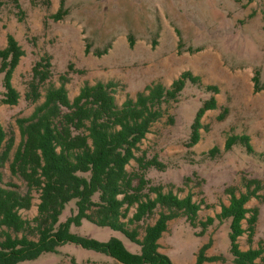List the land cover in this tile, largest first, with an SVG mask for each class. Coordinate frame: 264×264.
Returning a JSON list of instances; mask_svg holds the SVG:
<instances>
[{
    "label": "rangeland",
    "instance_id": "rangeland-1",
    "mask_svg": "<svg viewBox=\"0 0 264 264\" xmlns=\"http://www.w3.org/2000/svg\"><path fill=\"white\" fill-rule=\"evenodd\" d=\"M17 2L19 7L16 0H0V49L11 34L24 51L12 75V84L20 94L18 102L0 104V122L14 136L12 153L20 141L17 118L28 116L44 99L42 96L36 103L25 99L31 68L42 56L49 55L52 64L42 95L47 86H59L61 76L66 78L69 99L85 83L113 80L117 82L118 105L127 95L134 97L149 84L169 86L182 71L190 70L200 76L203 85L219 87L214 94L217 107L201 117L198 142L190 148L185 146L188 127L202 99L212 93L189 85L178 102L164 105L163 116L153 123L137 152L156 155L165 164L163 172L152 174L155 182L166 186L165 190L173 184V191L180 197L192 192L194 200H202L194 226L182 216L168 222L159 239V250L174 264H194L200 248L207 245L206 256L221 255L226 261L207 260L203 264H229V220L214 219L206 229L201 222L215 217L221 205L228 204L226 187L237 186L236 193L244 191V182L249 178H258L263 184L260 197L246 204L259 208L258 221L252 243H247L246 233L238 243L241 249L256 248L260 243L264 247V86L254 92L252 81L254 70L259 68L264 84V0H64L67 13L60 20L51 17L60 0ZM107 44V53L94 55L95 49ZM2 92L0 77V98ZM224 107L227 112L219 120ZM232 134H247L253 152L247 153L240 145L225 150L226 138ZM213 147L218 152L212 155L209 150ZM134 164L132 160L127 169ZM3 178L24 189L23 181L10 174L8 163ZM38 201L35 193L32 207L21 210V215L33 217ZM242 226L246 228L247 223L243 221ZM70 231L100 242L116 237L128 251H139V246L119 231L88 220L71 226ZM18 264L116 263L105 254L65 243L56 252L41 253ZM254 264H264V260L258 258Z\"/></svg>",
    "mask_w": 264,
    "mask_h": 264
},
{
    "label": "trees",
    "instance_id": "trees-1",
    "mask_svg": "<svg viewBox=\"0 0 264 264\" xmlns=\"http://www.w3.org/2000/svg\"><path fill=\"white\" fill-rule=\"evenodd\" d=\"M16 4H19L16 0ZM64 0L51 14L54 20L66 15ZM133 45V39L129 38ZM110 44L95 49L94 55L107 53ZM86 45L85 52H89ZM24 51L16 38L8 34L6 45L0 49V77L3 88L0 104H16L19 92L12 84V75ZM51 57L45 55L36 60L27 82L25 99L36 103L33 111L17 118L20 141L12 153L14 136L7 133L0 122V264H18L37 258L41 253L56 252L65 243L110 256L116 264H174L159 248V239L167 230L168 222L184 217L192 226L196 224L201 201L193 199L192 192L180 197L170 184L165 190L162 182H155V172H163L165 164L156 155L139 146L153 123L164 114V105L178 102L189 85L202 87L212 93L202 99L188 127L185 146L190 148L200 138L203 127L201 117L205 111L215 109L214 94L219 92L215 84L203 85L200 76L190 70L182 71L169 86L161 82L147 85L127 95L118 105L115 100L117 82L113 80L85 83L79 92L69 99L65 87L66 78L61 76L59 86L49 85L42 95L41 88L51 76ZM260 70L252 76L253 90L259 92ZM227 108L219 113L225 117ZM172 121V120H171ZM242 146L247 153L253 148L247 134H232L226 138L224 149ZM218 152L217 147L209 150ZM134 160L132 168L127 169ZM8 163L12 176L19 177L24 189L10 180L4 181L3 168ZM188 179V178H187ZM263 184L258 178L244 182V191L228 186V204H222L215 217L201 222L204 229L214 219L229 220V264H254L264 260V247L241 249L238 239L246 233L247 243H252L259 208L247 207L251 198H259ZM182 191V188H178ZM38 194L36 214L31 218L21 215V210L32 207L34 194ZM68 214L61 219L66 206ZM83 220L119 231L139 246L137 253L127 250L116 237L100 242L70 231ZM247 223L246 228L242 222ZM142 234V235H141ZM203 245L194 264L205 261L225 262L221 255L206 256Z\"/></svg>",
    "mask_w": 264,
    "mask_h": 264
}]
</instances>
